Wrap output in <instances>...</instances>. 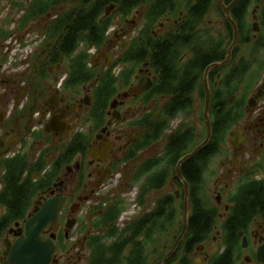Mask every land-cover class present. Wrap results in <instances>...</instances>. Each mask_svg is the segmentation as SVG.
Returning a JSON list of instances; mask_svg holds the SVG:
<instances>
[{
	"label": "flooded vegetation",
	"instance_id": "1",
	"mask_svg": "<svg viewBox=\"0 0 264 264\" xmlns=\"http://www.w3.org/2000/svg\"><path fill=\"white\" fill-rule=\"evenodd\" d=\"M29 13L40 45L0 68V264H264V0Z\"/></svg>",
	"mask_w": 264,
	"mask_h": 264
},
{
	"label": "rangeland",
	"instance_id": "2",
	"mask_svg": "<svg viewBox=\"0 0 264 264\" xmlns=\"http://www.w3.org/2000/svg\"><path fill=\"white\" fill-rule=\"evenodd\" d=\"M40 0H0V57L5 45V40L11 35L15 38L18 35L25 33H31L34 38L38 34L37 29L34 27V23L29 19L22 22L23 10L29 15V11ZM24 17V16H23ZM36 29V30H33ZM34 31V32H33ZM36 44L33 49L40 45L39 39H35Z\"/></svg>",
	"mask_w": 264,
	"mask_h": 264
},
{
	"label": "built area",
	"instance_id": "3",
	"mask_svg": "<svg viewBox=\"0 0 264 264\" xmlns=\"http://www.w3.org/2000/svg\"><path fill=\"white\" fill-rule=\"evenodd\" d=\"M35 39H39L40 41L39 36L36 35L33 38L29 32L18 35L15 38L10 35L5 40V45L1 53L0 68L5 70L18 62L26 61L33 50V46L36 44Z\"/></svg>",
	"mask_w": 264,
	"mask_h": 264
},
{
	"label": "water",
	"instance_id": "4",
	"mask_svg": "<svg viewBox=\"0 0 264 264\" xmlns=\"http://www.w3.org/2000/svg\"><path fill=\"white\" fill-rule=\"evenodd\" d=\"M40 223V215L38 212H36L33 216H31L25 223V235L21 238V240H24L25 243L32 244L33 242L39 241L40 238L37 235L36 228L38 227ZM20 239H17L16 242L13 245V249L20 248L19 244ZM46 253L43 254V258L46 259L48 257L49 251H45Z\"/></svg>",
	"mask_w": 264,
	"mask_h": 264
},
{
	"label": "trees",
	"instance_id": "5",
	"mask_svg": "<svg viewBox=\"0 0 264 264\" xmlns=\"http://www.w3.org/2000/svg\"><path fill=\"white\" fill-rule=\"evenodd\" d=\"M38 3H39V2H38ZM38 3H36V4L34 5V7L37 6ZM39 10H40V9H38V8L34 9V11H36V12L39 11ZM36 12H35V13H36ZM30 18H32V15H31V14H29V15H24V17L22 16V22L25 21V20L27 21V20L30 19ZM74 34H75L74 31L68 33L65 42L67 43V40H71V39L73 38ZM63 52H65V50H63Z\"/></svg>",
	"mask_w": 264,
	"mask_h": 264
}]
</instances>
